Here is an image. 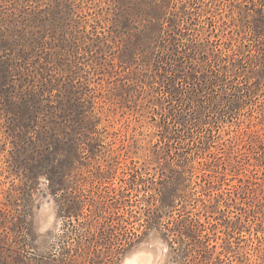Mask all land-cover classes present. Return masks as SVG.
I'll return each instance as SVG.
<instances>
[{"label": "rangeland", "instance_id": "1", "mask_svg": "<svg viewBox=\"0 0 264 264\" xmlns=\"http://www.w3.org/2000/svg\"><path fill=\"white\" fill-rule=\"evenodd\" d=\"M143 254L264 264V0H0V264Z\"/></svg>", "mask_w": 264, "mask_h": 264}, {"label": "bare ground", "instance_id": "2", "mask_svg": "<svg viewBox=\"0 0 264 264\" xmlns=\"http://www.w3.org/2000/svg\"><path fill=\"white\" fill-rule=\"evenodd\" d=\"M131 264H150L151 263V256L149 254H143L142 256H138L133 261L130 262Z\"/></svg>", "mask_w": 264, "mask_h": 264}, {"label": "trees", "instance_id": "3", "mask_svg": "<svg viewBox=\"0 0 264 264\" xmlns=\"http://www.w3.org/2000/svg\"><path fill=\"white\" fill-rule=\"evenodd\" d=\"M49 149V148H48Z\"/></svg>", "mask_w": 264, "mask_h": 264}]
</instances>
